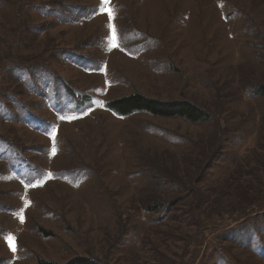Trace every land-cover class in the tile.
<instances>
[{
    "label": "rangeland",
    "instance_id": "obj_1",
    "mask_svg": "<svg viewBox=\"0 0 264 264\" xmlns=\"http://www.w3.org/2000/svg\"><path fill=\"white\" fill-rule=\"evenodd\" d=\"M260 87L264 0H0V264H264Z\"/></svg>",
    "mask_w": 264,
    "mask_h": 264
},
{
    "label": "trees",
    "instance_id": "obj_2",
    "mask_svg": "<svg viewBox=\"0 0 264 264\" xmlns=\"http://www.w3.org/2000/svg\"><path fill=\"white\" fill-rule=\"evenodd\" d=\"M258 93L264 95V87L258 89ZM114 111L121 115H129L136 111H146L154 115L162 116H180L193 122H205L211 119V114L199 109L189 102L165 103L146 98L135 93L117 99L110 105ZM36 264H60L54 261L39 259ZM65 264H94L89 258H77Z\"/></svg>",
    "mask_w": 264,
    "mask_h": 264
},
{
    "label": "snow or ice",
    "instance_id": "obj_3",
    "mask_svg": "<svg viewBox=\"0 0 264 264\" xmlns=\"http://www.w3.org/2000/svg\"><path fill=\"white\" fill-rule=\"evenodd\" d=\"M102 4H105V5H110V0H102ZM101 11H105V9L101 8ZM107 12H108V16H109V19H113L114 18V10H112L110 7L107 9ZM111 29H112V33H113V39H115V26L114 25H110ZM113 46H117V45H113ZM53 151H55V149H53ZM21 220H23V216L21 215ZM11 240H14V238H10ZM10 247L12 248V250L14 251L15 250V246L14 244H12L10 242Z\"/></svg>",
    "mask_w": 264,
    "mask_h": 264
}]
</instances>
